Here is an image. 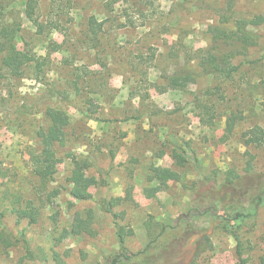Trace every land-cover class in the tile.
<instances>
[{
	"label": "rangeland",
	"instance_id": "374dc122",
	"mask_svg": "<svg viewBox=\"0 0 264 264\" xmlns=\"http://www.w3.org/2000/svg\"><path fill=\"white\" fill-rule=\"evenodd\" d=\"M23 1L0 0V23L22 21L18 47L50 62L39 75L32 67L20 77L0 70V229L13 242L6 249L0 241V264H111L123 251L118 225L129 231L133 254L122 264H264V203L256 204L264 196V142L244 135L264 129V23L248 26L260 35L248 55L222 57L231 78L169 84L181 68L200 74L199 55L221 31L264 16V0H35L32 17ZM92 16L104 21L97 37ZM53 42L62 47L53 50ZM216 86V117L205 124L195 98ZM48 108L66 112L70 124L57 145L51 196L41 201L28 161L31 147L42 148ZM231 115L239 119L228 134ZM69 154L90 162L82 181H71ZM152 166L181 179L150 181ZM82 184L88 200L71 194ZM153 186L160 190L149 198ZM29 199L41 211L33 225L7 210ZM253 203V215H235ZM79 218H91V231L74 232Z\"/></svg>",
	"mask_w": 264,
	"mask_h": 264
},
{
	"label": "trees",
	"instance_id": "16d2710c",
	"mask_svg": "<svg viewBox=\"0 0 264 264\" xmlns=\"http://www.w3.org/2000/svg\"><path fill=\"white\" fill-rule=\"evenodd\" d=\"M25 11L27 16L35 15V0H24ZM264 23V16L257 15L250 19L249 22L246 20H240L238 26L234 30L221 31L220 39L218 44L210 48L209 50L199 55V66L202 72L199 74L191 67L181 68L176 70L169 77V84L174 88H186L191 83H195L197 78L202 75H214L223 79H229L233 76L234 70L226 67L222 63V57H237L248 55L250 49L259 43L260 35L258 32L250 29L248 26L254 25L259 26ZM104 21H99L95 16L90 18V31L94 36H98L101 30H103ZM56 27V26H54ZM23 30L22 21H13L0 23V70H5L8 74L15 77H20L30 67H32L39 75L43 71L45 66L49 64L47 56H40L29 49H21L18 47V42L21 38ZM53 50H58L62 47L61 44L53 42ZM80 74V73H79ZM220 93L218 86L204 90L200 95H196L195 102L201 108L203 112L202 121L205 124H213L216 113L215 104L210 100L211 96ZM47 116L49 125L47 128H43L38 136L41 139L42 148L36 150L35 148L29 149V161L28 164L32 169L33 173L38 179L37 194L41 201H45V198L51 196L49 189V183L53 180L55 173L57 172V165L61 162V157L57 149V145H65L67 138V127L70 124L69 115L63 110L54 108H48ZM239 117L236 115L229 116L227 120L226 131L228 134L232 133L234 126L236 125ZM244 135L247 137L248 143H256L258 145L264 142V129L256 125L247 130ZM176 158L177 164L184 165L186 157L177 151L173 153ZM75 163V168L71 177V181L79 182L82 181L85 175V171L90 167V162L86 159H80L74 154L68 155ZM152 173L149 176V180L153 181L158 179L163 181L164 178H169L175 181L181 179V174L178 171L173 170L170 167L152 166ZM5 174L3 170H0V176ZM231 182L233 177L228 178ZM40 189V190H39ZM159 186L147 187L145 194L147 197H155L159 192ZM49 195H45V194ZM71 194L77 200H88L92 197L87 184L76 185ZM55 193H52L54 196ZM4 196L0 193V209L3 204ZM264 203V196H259L257 203ZM255 203L251 205V209L245 207H239L235 210V215L246 219L254 213L256 208ZM7 210L11 213H16L19 220H26L28 224L33 225L38 223L41 214L39 205H36L33 199L26 200L18 206L13 204L7 205ZM6 209L1 212V215H5ZM2 219L0 222L2 223ZM91 231V218L84 219L79 218V223L74 227L75 233H81L83 231ZM133 232V231H132ZM131 232V233H132ZM129 231L123 225H118L117 235L119 238L122 252L117 256L111 264H122L126 260H131L133 254H131L125 245L126 237ZM25 245L29 248L28 240L24 237L25 233H19ZM0 241L1 245L8 249L12 247L13 242L11 238L6 235V228L1 227L0 229Z\"/></svg>",
	"mask_w": 264,
	"mask_h": 264
}]
</instances>
